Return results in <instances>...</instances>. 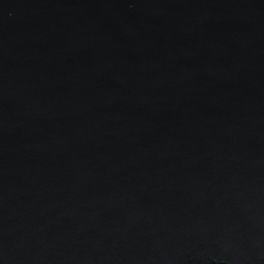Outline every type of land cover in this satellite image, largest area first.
Returning a JSON list of instances; mask_svg holds the SVG:
<instances>
[{"label": "water", "instance_id": "obj_1", "mask_svg": "<svg viewBox=\"0 0 264 264\" xmlns=\"http://www.w3.org/2000/svg\"><path fill=\"white\" fill-rule=\"evenodd\" d=\"M195 245L264 264V0H0V264Z\"/></svg>", "mask_w": 264, "mask_h": 264}, {"label": "bare ground", "instance_id": "obj_2", "mask_svg": "<svg viewBox=\"0 0 264 264\" xmlns=\"http://www.w3.org/2000/svg\"><path fill=\"white\" fill-rule=\"evenodd\" d=\"M205 260L226 264H257L241 254L214 245L191 246L180 256V264H200Z\"/></svg>", "mask_w": 264, "mask_h": 264}]
</instances>
